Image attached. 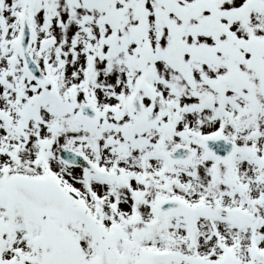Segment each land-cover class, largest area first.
I'll list each match as a JSON object with an SVG mask.
<instances>
[{
    "label": "snow or ice",
    "instance_id": "snow-or-ice-1",
    "mask_svg": "<svg viewBox=\"0 0 264 264\" xmlns=\"http://www.w3.org/2000/svg\"><path fill=\"white\" fill-rule=\"evenodd\" d=\"M0 264H264V0H0Z\"/></svg>",
    "mask_w": 264,
    "mask_h": 264
}]
</instances>
